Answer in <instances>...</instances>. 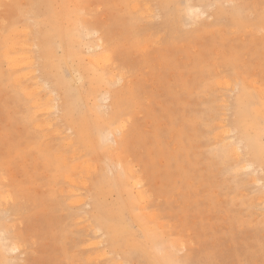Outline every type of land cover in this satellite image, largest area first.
<instances>
[{"label": "bare ground", "instance_id": "obj_1", "mask_svg": "<svg viewBox=\"0 0 264 264\" xmlns=\"http://www.w3.org/2000/svg\"><path fill=\"white\" fill-rule=\"evenodd\" d=\"M87 1L0 0V108L6 105V114L13 110L8 124L18 129L16 134L3 131V138L25 145V155L33 158L35 168L52 172L48 198L56 206L66 202L65 189L58 185L82 184L87 189L81 172H94L88 199L83 192L82 199L75 190L68 192L74 198L68 204L84 209L68 214L72 221L64 225L75 223L77 217L88 222L83 241L86 262L212 264L208 258L191 259V251L176 255L187 244L169 246L164 234L149 230L138 213L137 201L146 209L154 190L142 174L144 170L136 169L120 152L129 139L133 101L138 103L139 92L132 96V91L126 92L124 98L123 90L115 88L130 87L128 73L137 60L131 57L133 51L140 58L151 55L163 40L161 45L168 53L189 34L232 23L219 5L232 6L234 19L241 13V5L238 0H107L105 11L97 17ZM254 13V26L264 30V13ZM218 74L222 78L216 84L234 94L232 100H225L235 118L226 114L218 118L213 110L207 113L204 127L211 130L216 125L218 140L211 147L212 161L225 173H236L235 188L246 185V201L243 195L238 198L253 212L259 211V223L264 226V113L256 114L259 121L251 114L254 104L262 100L248 88L259 84V79L257 73L233 76L223 67ZM210 80L204 77L208 86ZM257 87L263 97L264 83ZM22 185L23 180L8 179L0 170V264L35 260L25 245L30 235L39 233L36 225L29 227V233L9 220L28 209ZM111 191L119 195L113 202L107 200ZM48 225L56 226L54 221ZM52 230L47 232L53 235ZM262 233L264 227L257 240ZM77 245L78 240L73 243L71 238L63 243V253L72 257ZM159 252L167 254L159 258Z\"/></svg>", "mask_w": 264, "mask_h": 264}, {"label": "rangeland", "instance_id": "obj_2", "mask_svg": "<svg viewBox=\"0 0 264 264\" xmlns=\"http://www.w3.org/2000/svg\"><path fill=\"white\" fill-rule=\"evenodd\" d=\"M238 1L241 13L235 19L232 6L219 5L232 18V23L189 34L175 43L176 47L168 53L161 45L163 40L158 43L161 46H156L160 48L151 55L140 58L133 51L131 57L137 60L128 73L130 87L119 85L115 88L123 90L124 98L126 92L132 91L130 96L139 92L138 103L133 101L131 115L134 120L129 139L120 152L136 169L144 170L142 174L154 190L151 205L145 211L141 207L143 204L137 201L138 213L143 215L149 230L156 229L164 234L169 246L172 243L187 244V248L176 255L183 256L191 251V259L208 258L212 264H264L263 233L257 240L264 227L259 223L260 213L253 212L238 198L243 195L246 201L249 189L246 185L234 187L236 173H225L220 170L222 166L213 163L211 147L214 149L218 141L216 125L211 130L204 127L210 110L218 118L225 114L231 120L235 118L225 100H232L234 94L216 84L222 78L218 74L220 67L227 68L233 76L257 73L259 84H249L248 88L262 102H256L250 111L258 121L256 114L264 113V96L261 97L257 87L264 83V30L254 26V12L264 13V0ZM86 3L93 6L91 9L94 8L93 14L97 17L107 6V0ZM184 5L182 1L181 8ZM204 77H210L209 86ZM244 81L247 83L248 80ZM5 107L0 108V170L8 179L23 180L21 189L28 209L9 220L17 224L19 230L29 233L36 225L39 233L30 235L25 245L32 257L35 256L31 264H73L72 257L76 260L74 264H93L84 260L87 255L83 241L89 229L88 222L77 217L75 223L68 227L64 225L72 221L68 214H77L84 209L83 205L68 204L74 199L68 192L73 189L81 199L84 193L85 198L96 175L91 171L81 172V177L87 181V189L82 184L58 185L65 189L63 198L66 202L54 205L48 198L51 192L48 175L52 172L36 169L33 158L28 159L25 155V145L3 138V131L11 134L18 131L17 126L8 124V115L13 114V110L6 114ZM250 121H253L252 117ZM118 197L117 192L107 193L109 202ZM151 215L156 218L153 220ZM49 221L55 222V228L48 225ZM48 229L55 230V234H49ZM71 238L73 243L77 239L78 245L73 249L72 257H67L63 253V243H69ZM257 249L262 250L253 254ZM166 254L159 252L157 256L161 258Z\"/></svg>", "mask_w": 264, "mask_h": 264}]
</instances>
